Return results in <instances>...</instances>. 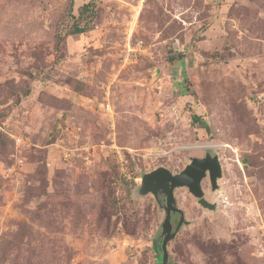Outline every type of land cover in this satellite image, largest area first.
Returning a JSON list of instances; mask_svg holds the SVG:
<instances>
[{
	"label": "rangeland",
	"instance_id": "rangeland-1",
	"mask_svg": "<svg viewBox=\"0 0 264 264\" xmlns=\"http://www.w3.org/2000/svg\"><path fill=\"white\" fill-rule=\"evenodd\" d=\"M212 145L169 264H264V0H0V264H162L141 176Z\"/></svg>",
	"mask_w": 264,
	"mask_h": 264
},
{
	"label": "water",
	"instance_id": "water-1",
	"mask_svg": "<svg viewBox=\"0 0 264 264\" xmlns=\"http://www.w3.org/2000/svg\"><path fill=\"white\" fill-rule=\"evenodd\" d=\"M220 155L207 148L204 156H191L187 165L179 172H173L165 166L157 167L141 176L139 193H152L165 216L162 221V235L158 240L161 247L162 264H169L170 254L168 244L179 233L184 224H189L184 210L178 205L175 191L179 187L188 188L189 192L204 208L216 211L217 202H211L205 197L202 186L204 178L209 177L213 191L220 189L219 180L223 177V167ZM178 217L173 228V219Z\"/></svg>",
	"mask_w": 264,
	"mask_h": 264
},
{
	"label": "trees",
	"instance_id": "trees-1",
	"mask_svg": "<svg viewBox=\"0 0 264 264\" xmlns=\"http://www.w3.org/2000/svg\"><path fill=\"white\" fill-rule=\"evenodd\" d=\"M85 27H79V26H76L72 31H71V34H81V33H84L85 32ZM194 120L195 121H200L199 118L197 116L194 117ZM203 122V121H201ZM202 124H205L204 122Z\"/></svg>",
	"mask_w": 264,
	"mask_h": 264
},
{
	"label": "bare ground",
	"instance_id": "bare-ground-1",
	"mask_svg": "<svg viewBox=\"0 0 264 264\" xmlns=\"http://www.w3.org/2000/svg\"><path fill=\"white\" fill-rule=\"evenodd\" d=\"M214 147H216V145H212V146H206V147H203V148H214Z\"/></svg>",
	"mask_w": 264,
	"mask_h": 264
},
{
	"label": "flooded vegetation",
	"instance_id": "flooded-vegetation-1",
	"mask_svg": "<svg viewBox=\"0 0 264 264\" xmlns=\"http://www.w3.org/2000/svg\"><path fill=\"white\" fill-rule=\"evenodd\" d=\"M205 153H206V151L200 156V157H202V156H204L205 155ZM206 178H208L209 179V181H210V178L209 177H206ZM205 179V178H204ZM203 179V180H204ZM210 184H211V182H210ZM208 199V198H207ZM177 225V224H176Z\"/></svg>",
	"mask_w": 264,
	"mask_h": 264
}]
</instances>
